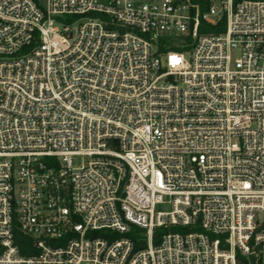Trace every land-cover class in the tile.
Returning a JSON list of instances; mask_svg holds the SVG:
<instances>
[{
  "label": "built area",
  "instance_id": "2783aa9c",
  "mask_svg": "<svg viewBox=\"0 0 264 264\" xmlns=\"http://www.w3.org/2000/svg\"><path fill=\"white\" fill-rule=\"evenodd\" d=\"M0 264H264V0H0Z\"/></svg>",
  "mask_w": 264,
  "mask_h": 264
},
{
  "label": "trees",
  "instance_id": "16d2710c",
  "mask_svg": "<svg viewBox=\"0 0 264 264\" xmlns=\"http://www.w3.org/2000/svg\"><path fill=\"white\" fill-rule=\"evenodd\" d=\"M173 49H176V50H181V48H178V47H174Z\"/></svg>",
  "mask_w": 264,
  "mask_h": 264
}]
</instances>
